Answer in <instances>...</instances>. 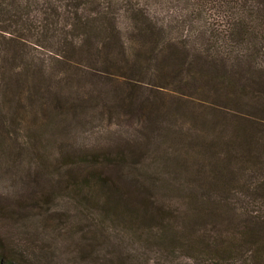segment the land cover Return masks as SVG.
Here are the masks:
<instances>
[{
    "label": "trees",
    "instance_id": "1",
    "mask_svg": "<svg viewBox=\"0 0 264 264\" xmlns=\"http://www.w3.org/2000/svg\"><path fill=\"white\" fill-rule=\"evenodd\" d=\"M84 125L88 144L56 137ZM17 188L30 211L61 193L76 221L44 222L30 254L0 236V264H60L75 231L81 264H264V0H0V189ZM93 213L123 230L112 252Z\"/></svg>",
    "mask_w": 264,
    "mask_h": 264
},
{
    "label": "rangeland",
    "instance_id": "2",
    "mask_svg": "<svg viewBox=\"0 0 264 264\" xmlns=\"http://www.w3.org/2000/svg\"><path fill=\"white\" fill-rule=\"evenodd\" d=\"M90 125H84L80 126L76 130H72L71 132H67V135H62L60 133L56 134V137L59 139V141L63 138L70 139L75 144L82 143H89L86 141L87 135L89 136V133L91 131ZM83 137V138H82ZM46 191H49L46 189ZM22 191L17 188V192H7L6 190L0 189V198H4L5 202H3L6 207L7 213H10V215H7V217L3 214H0V236L3 237V239H6L8 243V250L11 251V249H15L16 242H23L25 240L26 244H30L29 246V254L31 253V249L34 251L39 250L38 246L41 245V228L47 220L51 222V217H54V219L59 215H66V221L64 222L66 225L72 226L74 222L76 221L74 218V212H77V209L75 208L76 205L74 201L68 199L66 196H63L61 193H54L52 195L51 201L49 202L47 206V212L45 215H42V212L46 211L43 210H29L27 209V205L29 204L27 196L25 194L21 193ZM6 194H9L8 196H5ZM4 195V196H3ZM50 213V214H49ZM58 214V216H57ZM53 215V216H52ZM89 215V214H88ZM56 218V219H57ZM73 219L72 222H70ZM89 219L93 226H95L96 230L94 231L100 239H104L102 241V244L98 246L97 250V256L100 253L103 252V249L108 247L111 249L110 252H112V248L106 244V242H109L113 244H116L119 242L118 238L121 237V232L123 231L120 226L116 225L115 223L103 221L102 224H99V221L102 219L99 214L93 213L92 215H89ZM48 227H50L48 225ZM100 230L99 233L97 231ZM77 231L68 234L65 232V235H60L58 238L59 243H57L58 247L60 249L57 251V257L55 261L60 264H81L80 261L76 262L73 261L77 257V252H74V254L67 253L68 250L71 251L70 246H75V243L77 241L78 236L75 235ZM100 234V235H99ZM133 236V235H132ZM23 239V240H22ZM106 241V242H105ZM72 244V245H71ZM122 246H126V248L129 249V251L137 253L138 244H137V238L133 237V240L129 238L128 236H125V239L121 241ZM24 247V246H23ZM107 248V249H108ZM74 249V248H73ZM64 250H67V252L64 253ZM73 251V250H72ZM26 254V253H25ZM72 260V262H71ZM85 262H87L85 260Z\"/></svg>",
    "mask_w": 264,
    "mask_h": 264
}]
</instances>
